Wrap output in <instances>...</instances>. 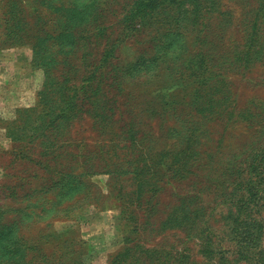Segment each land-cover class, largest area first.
<instances>
[{
    "label": "rangeland",
    "instance_id": "rangeland-1",
    "mask_svg": "<svg viewBox=\"0 0 264 264\" xmlns=\"http://www.w3.org/2000/svg\"><path fill=\"white\" fill-rule=\"evenodd\" d=\"M140 1L0 0V264H264V0Z\"/></svg>",
    "mask_w": 264,
    "mask_h": 264
},
{
    "label": "trees",
    "instance_id": "trees-1",
    "mask_svg": "<svg viewBox=\"0 0 264 264\" xmlns=\"http://www.w3.org/2000/svg\"><path fill=\"white\" fill-rule=\"evenodd\" d=\"M138 2V1H137ZM136 2V3H137ZM141 5L137 6L136 10L137 13H140L139 10L145 11L147 10L148 7H150V4H144V0H141ZM135 8V7H134ZM139 9V10H138ZM143 20L138 21V24H142ZM12 34V32L10 33ZM20 39V38H19ZM20 41V40H18ZM188 163V160L185 161V165ZM82 175V173H81ZM184 203H182L180 206H177L178 208H181V206ZM185 205V204H184ZM186 207V206H185ZM183 206L182 211L178 212V211H173L169 214L166 223L168 225H170V227L172 228H185L188 233L192 236H196V237H200L202 235H205V231L203 229H200L199 224H200V210L195 209V210H191L189 207L185 208ZM60 235V234H59ZM134 262H132L131 264H133Z\"/></svg>",
    "mask_w": 264,
    "mask_h": 264
}]
</instances>
